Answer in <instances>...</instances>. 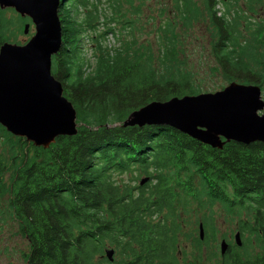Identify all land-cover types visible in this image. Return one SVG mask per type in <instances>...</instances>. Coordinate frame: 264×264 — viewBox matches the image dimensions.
I'll return each instance as SVG.
<instances>
[{
	"label": "trees",
	"instance_id": "obj_1",
	"mask_svg": "<svg viewBox=\"0 0 264 264\" xmlns=\"http://www.w3.org/2000/svg\"><path fill=\"white\" fill-rule=\"evenodd\" d=\"M109 1L111 11L104 13L105 18L96 1L60 0L58 7L62 45L52 56L51 72L76 110L77 132L57 136L45 148L14 136L0 124V141L10 156L7 162L0 154V194L8 188L9 198L0 217L2 223L8 219L15 223L27 240L25 263L216 264L215 252L207 257L205 250L201 254L195 250L198 256L189 260L185 250H178V209L185 211L195 202L198 209L207 210L202 238L193 236L195 247L213 240L212 207L218 203L242 237L241 246L228 243L218 264H264V251L249 250L251 239L264 250V142L230 140L214 148L169 125L124 126L128 114L149 101L198 93V79L173 56L177 49L173 21L166 19L161 25L164 37L158 57L149 52L132 55L133 20H117L119 0ZM174 1L180 16L189 19L185 0ZM218 2L226 11L220 15ZM202 3L215 30L211 45L215 68L226 82L261 86L264 20H250L248 38L241 43L239 22L227 16L236 1ZM248 9L254 11L252 5ZM189 11L195 15L193 8ZM100 18L104 29L97 31ZM16 19L12 30L13 21L0 8V44L9 41L6 32H23V23L30 22L19 14ZM108 21L123 22L132 39L114 53L101 44L106 32H115L105 28ZM94 30L96 64L85 72L81 36ZM136 172L148 176L138 185L113 176ZM136 177L138 173L132 178ZM108 245L117 255L112 261L105 254Z\"/></svg>",
	"mask_w": 264,
	"mask_h": 264
},
{
	"label": "water",
	"instance_id": "obj_2",
	"mask_svg": "<svg viewBox=\"0 0 264 264\" xmlns=\"http://www.w3.org/2000/svg\"><path fill=\"white\" fill-rule=\"evenodd\" d=\"M60 0H0L28 17L33 34L21 44H0V124L14 136L48 147L60 135L77 132L76 110L51 72L52 56L62 45ZM30 23L23 24V33ZM260 87L232 81L220 90L152 100L131 111L123 125H169L214 148L226 141L264 142V100ZM144 180V179H143ZM142 183V182H141ZM202 231L200 237L202 238ZM237 231L234 240L240 245ZM228 247L220 242V253ZM113 249L105 254L112 260Z\"/></svg>",
	"mask_w": 264,
	"mask_h": 264
},
{
	"label": "rangeland",
	"instance_id": "obj_3",
	"mask_svg": "<svg viewBox=\"0 0 264 264\" xmlns=\"http://www.w3.org/2000/svg\"><path fill=\"white\" fill-rule=\"evenodd\" d=\"M96 1L100 7V12L105 18V14H110V4L112 1L109 0H91ZM234 1V0H232ZM236 3L229 6V12L227 16L231 19L232 22H239V28L241 30V35L239 40L241 43L244 42V39L248 38V22H259L261 19L264 20V2L255 3L248 0H235ZM246 3L254 7V11L246 8ZM174 0H119L117 14V20H133L132 39L135 38L136 41L133 44L132 55L134 52L142 57V53L149 52L151 56L158 57L160 55L158 44L162 42L160 39L164 37V34L161 31V25L164 20L170 19L173 21V34L174 43L177 46V49L174 51L173 56H177V61L182 65V69L186 72L190 71L195 78H197V90L198 93L203 92H214L216 90L222 89L229 82H226L222 73L215 68V60L211 52V45L215 37V30L212 28L209 20L205 17L204 8L202 0H185V5H188L189 10L194 9L195 15H191V11H187V14L190 15V18L182 17L179 14V11L174 6ZM217 7L221 11H225V7L218 2ZM239 9H237V8ZM224 8V9H223ZM241 8V10H240ZM135 9L138 13H134ZM6 18L13 21L12 26L9 28L14 30L17 26V15L18 13L11 7H6L3 9ZM226 12V11H225ZM238 14V15H237ZM115 19L114 14L112 15ZM239 16L242 18L240 19ZM246 16H250L247 18ZM109 23L105 25V28L113 27L114 30H117L116 33L110 30L104 34V39H102V46L105 48L111 49L114 53L116 48H121V45L124 42H131V36L127 27H124L123 22ZM29 28L27 33L21 31L15 32L9 35V32H6L5 36L9 39L10 42L14 43H24L34 32V27L29 22ZM24 24V23H23ZM108 25V26H107ZM247 25V26H245ZM264 26V23L262 24ZM123 26V28H122ZM245 26V27H244ZM23 28V25H22ZM104 29V26H97V31ZM22 30V29H21ZM121 30V31H120ZM10 31V30H9ZM112 32L108 35V33ZM96 33V31H88L81 36L80 42V54L83 57L84 62L88 65L89 70H93L96 64V50L97 46L93 44L94 41L91 40V34ZM107 35V36H106ZM106 36V37H105ZM250 84V83H249ZM257 85V84H256ZM223 86L222 88H220ZM260 87L261 98L264 100V81ZM196 93V94H198ZM189 95V94H188ZM264 112V108L258 111L259 114ZM2 137H0L1 139ZM4 143L0 141V154L7 156L6 161L9 162L10 156L4 152ZM9 168V163L6 165ZM6 171V170H5ZM132 178L133 176H137ZM117 180H122L125 183H130L138 185V183L143 182V178L148 176L136 172L132 174H114ZM4 179L9 181V172L4 173ZM8 188H6L7 191ZM3 190L4 194H0V211L7 208L9 203V198L7 197L8 193ZM176 199L178 197L176 196ZM179 201V199L177 200ZM188 208L183 211L178 209L180 213L181 220L178 222L179 225V246L178 250H185L188 255L189 260H193L195 257V250L199 251L201 254L202 249L209 256V252L216 253V264L220 262V242L225 240L227 243H235L234 235L237 232L235 229V222H231L229 218H226L222 214V209L218 203L213 204V229L214 236L213 240L208 241L207 243L200 244L198 242V247H195V236H200V231L204 232L203 224L205 221V213L207 210L198 209L195 205V202L189 203ZM0 225H5L6 227H0V247L6 245V238H9L14 243L16 250H8L4 255L0 250V264H26L24 256L21 255V251H29V246L27 240L16 233L15 223L11 220H7L4 223L1 222ZM212 228V227H211ZM207 227V229H211ZM194 236V237H193ZM240 245L242 244V237L240 236ZM3 239V240H2ZM251 247L249 250L252 254L262 253L264 250H260L256 247L255 241L251 239ZM228 248V247H227ZM22 249V250H19ZM106 249H113L112 260L117 257L114 247L108 245ZM227 250V249H226ZM111 260V261H112Z\"/></svg>",
	"mask_w": 264,
	"mask_h": 264
},
{
	"label": "flooded vegetation",
	"instance_id": "obj_4",
	"mask_svg": "<svg viewBox=\"0 0 264 264\" xmlns=\"http://www.w3.org/2000/svg\"><path fill=\"white\" fill-rule=\"evenodd\" d=\"M0 227H6L5 225H0ZM15 231H16V233L18 234V235H20L21 236V234L20 233H18V230H17V228L15 229ZM3 240V239H2ZM6 240H7V242H6V245L2 248V247H0V250H3V251H1V253H3L4 255H8L7 253H6V251H8V250H16V247L13 245V244H11V243H14L12 240H10L9 238H6ZM15 244V243H14ZM19 250H22V249H19ZM21 255L22 256H25L26 255V252H24V251H21ZM25 258V257H24ZM26 262V261H25Z\"/></svg>",
	"mask_w": 264,
	"mask_h": 264
},
{
	"label": "built area",
	"instance_id": "obj_5",
	"mask_svg": "<svg viewBox=\"0 0 264 264\" xmlns=\"http://www.w3.org/2000/svg\"><path fill=\"white\" fill-rule=\"evenodd\" d=\"M216 7H217V6H216ZM217 9H218L217 14L220 15V14L222 13V11L219 10L218 7H217ZM111 33H112V32L108 33V35L111 34ZM106 36H107V35H106ZM106 36H105V37H106ZM110 52H112V51H110ZM83 69L85 70V72L89 70V67H88V65H87L86 63H85V65H84Z\"/></svg>",
	"mask_w": 264,
	"mask_h": 264
},
{
	"label": "clouds",
	"instance_id": "obj_6",
	"mask_svg": "<svg viewBox=\"0 0 264 264\" xmlns=\"http://www.w3.org/2000/svg\"><path fill=\"white\" fill-rule=\"evenodd\" d=\"M101 20H102V18H101ZM115 33V32H114ZM103 39H104V37H103Z\"/></svg>",
	"mask_w": 264,
	"mask_h": 264
}]
</instances>
